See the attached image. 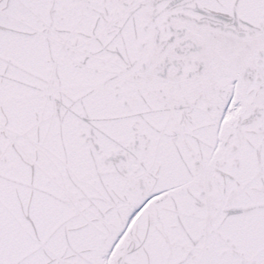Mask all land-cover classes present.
I'll use <instances>...</instances> for the list:
<instances>
[{
    "label": "snow or ice",
    "instance_id": "obj_1",
    "mask_svg": "<svg viewBox=\"0 0 264 264\" xmlns=\"http://www.w3.org/2000/svg\"><path fill=\"white\" fill-rule=\"evenodd\" d=\"M0 264H264V0H0Z\"/></svg>",
    "mask_w": 264,
    "mask_h": 264
}]
</instances>
